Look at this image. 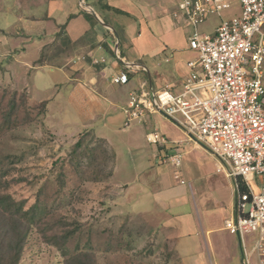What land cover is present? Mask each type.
<instances>
[{
    "label": "rangeland",
    "instance_id": "rangeland-1",
    "mask_svg": "<svg viewBox=\"0 0 264 264\" xmlns=\"http://www.w3.org/2000/svg\"><path fill=\"white\" fill-rule=\"evenodd\" d=\"M109 1L117 7L126 6L125 0ZM57 2L0 0V195H11L35 214L18 264H64L77 249L86 248L95 254L93 264H179L176 237L194 257L206 254L208 264H242L235 254L237 236L223 228L233 183L218 172L213 155L185 135L192 144L180 143L182 165L160 164L154 155L157 147L147 141V132L158 130L171 141L184 139L168 119L156 115L153 121L124 126L122 101L92 114L69 104L70 86L63 74L43 65L49 60L52 44L43 48L40 58L39 44L34 46L36 38H43L42 44L48 36H58L51 33L48 17ZM85 2L94 4L93 0ZM146 2L149 9H145ZM139 4L147 21L119 14L125 30L111 26L117 31L121 52L147 68L130 70L132 78L126 90L139 87L141 81L159 90L189 60L197 58L188 46L194 29L173 17L178 0H139ZM67 6L71 11L85 9L78 0L67 2ZM225 15L230 16V11ZM219 19L209 18L199 25V31H212ZM147 22L160 44L141 51L134 40L140 39L139 34L151 40ZM158 25L162 31L157 30ZM169 31L174 41H167L168 50L158 53L155 50L166 42L161 34ZM106 56L109 64L112 57ZM180 76L184 74L176 78ZM47 102L48 119L56 125V132L45 120ZM87 127L108 141L100 144L92 133V139L84 144L89 148L101 145L97 155L102 154L105 160L100 167L106 170L113 153L116 155L113 175L102 182L83 180L79 171L89 160L82 154L83 148L76 154L72 149ZM193 143L199 149H192ZM1 213L0 256L11 258L16 253V216ZM77 222L80 229L73 232ZM67 234L71 236L65 241ZM252 261L257 264L254 258Z\"/></svg>",
    "mask_w": 264,
    "mask_h": 264
},
{
    "label": "built area",
    "instance_id": "built-area-1",
    "mask_svg": "<svg viewBox=\"0 0 264 264\" xmlns=\"http://www.w3.org/2000/svg\"><path fill=\"white\" fill-rule=\"evenodd\" d=\"M235 2L238 14L222 18L212 34L199 31ZM173 15L193 27L188 46L197 58L187 62L189 73L178 92L141 82L123 107L125 123H144L159 114L217 159L218 172L234 188L225 228L239 237L245 264H253L252 258L264 264V0H178ZM125 67L112 76L113 83L126 84L129 70H141ZM146 139L156 145L160 164L182 165V150L167 136L153 130Z\"/></svg>",
    "mask_w": 264,
    "mask_h": 264
},
{
    "label": "crops",
    "instance_id": "crops-1",
    "mask_svg": "<svg viewBox=\"0 0 264 264\" xmlns=\"http://www.w3.org/2000/svg\"><path fill=\"white\" fill-rule=\"evenodd\" d=\"M51 1H58L57 2L58 7L54 10L49 9V14H48L49 20L52 23L51 29L53 31L51 33L57 34L58 36H48V41L43 42L42 44H41V41H44L43 38L37 39L35 37L36 43L34 46H37V44H39L38 46L39 56L38 57L40 58L43 53V48L47 46V44L48 45L52 44L50 46V51H49V56H50L49 60L45 61L44 62L45 64L43 65H48L49 67H51L52 71L59 70L61 74H63V79L65 80V83H68L70 86V89L68 92L69 104L75 106V110H80V111L88 112L91 114L93 112L97 113L99 111H103L104 106H107V104L115 106L120 101H122L123 103L122 105L124 107L128 101L130 93L133 90L137 89L138 87L134 89L130 88L129 90H126V86L127 84L130 83L131 78H132V74L130 70L128 71L130 80L126 84L113 83L112 76L120 73L121 71H124V66L128 65L127 63L129 62L137 63V64H142V63L134 61V60H129L121 52L120 44L117 40L116 34L111 29L105 27L104 25H101L94 16H93L94 17L93 19H87L85 15L81 13L82 11L80 10L71 11L70 6L69 7L67 6V2L73 3L75 0H51ZM78 3L81 6L82 0H78ZM93 3L94 4H89V5H91L94 8L97 15L105 23L109 25H117V27L122 28L123 31L125 30V26L121 24V21L118 18L119 14L121 15L125 14L130 17L139 18L142 20L144 19L146 20L147 18L146 14L144 13L142 9L143 6L139 4V0H125L124 2V5H126L125 8L114 6L110 3L109 0L107 1L93 0ZM95 5H97L101 9V12L97 10ZM149 5L153 6L152 3ZM84 6L86 8H89L86 5ZM148 7H149L148 2H146L145 9H149ZM116 9L124 11L126 13L118 12ZM83 11L87 12L85 10ZM227 11H230V16L228 17H226L225 15V12ZM225 12L223 13L222 17H219L220 19L218 20V23L214 26L212 31L203 32V33H211V34L214 33L216 27L219 25L222 18H230L238 14L239 13L238 3L235 2L232 8L226 10ZM134 15L138 17H135ZM212 17L214 16H211L209 18H212ZM174 18L182 22L184 25H187L184 22L182 17H178V18L174 17ZM45 22H49V21L45 20ZM147 23H148L147 27L150 29L149 32L152 36L151 40L143 39L141 34H139L140 39L134 40L135 43H137L138 47L141 49V51H145L146 49H149L150 45L155 46V45L160 44L159 39H157L153 35L154 34L153 27L149 24V22ZM161 27H162L161 25H158L157 30L162 31L163 29ZM61 29H63V31H62V34L60 35L59 32L61 31ZM161 35L162 37L164 36L163 37L164 39L166 38V42H164L162 46H160L155 51H157L158 53H162V52L165 53L168 50L167 41L169 43H172L174 39L170 31L165 32L164 34H161ZM117 45H119V50L116 51ZM106 54H110L112 57L109 60V64H106L108 62V60H106V57H107ZM98 58H101V60ZM95 60H98L99 62L95 63ZM96 66H98V70ZM39 67H41V64H39ZM36 69L38 70L39 68H36ZM140 69L141 70L139 71L146 70L145 68H142V67H140ZM188 72H189V68L186 65L184 69L181 72H178L176 75L178 76L179 73H182L184 74V76H180L178 78L174 76L173 80L170 83L166 84L165 87L170 86L175 92L180 91L182 87V83L187 78ZM151 86L154 89V86L152 85V83H151ZM47 112H48V102H47L45 120H46L47 125L50 128H53L55 131L56 125L54 123H51V121L48 119L49 116L47 115ZM122 112H123V108H122ZM156 115L160 116L163 119L165 118L159 114H154V115H151L148 118V120L153 121V118H155ZM125 122H126V118L124 115V126L130 125V124L126 125ZM172 124L176 126L174 123ZM178 129L180 130L181 133H183V131L179 127ZM87 130L92 131V133L96 135L94 128L87 127L83 131H87ZM81 132H79V134ZM96 137H101L107 140V138L102 137V136L96 135ZM183 137L184 139H174V141H171L170 139L169 140L173 146H179L180 149L182 150L180 143L181 144L190 143V141L186 139V136L184 133H183ZM191 144L192 143H190L189 145ZM191 147L192 149H199L197 148V146L194 145V143ZM155 151L157 152V150ZM156 152L154 153V155H156ZM216 165L218 168V162H216ZM225 177L227 178L226 175ZM233 209H234V199L231 195L230 210L228 212V215L224 218V223H225V220L232 215ZM223 228L226 229L225 224L223 225ZM237 238L239 240L238 236ZM212 246H213V241H212ZM175 248H176L177 257L179 258V264H208L206 261L207 260L206 254L204 253L201 254L200 258L194 257L195 253H192V251L186 250L184 246L181 245L180 240L177 241V237H176ZM213 249H214V246H213ZM235 252H236L235 254L238 257L240 256L239 258H241L242 264H245V259H244L245 257L241 249L240 241H239V245H237V249ZM217 264L219 263L217 262Z\"/></svg>",
    "mask_w": 264,
    "mask_h": 264
},
{
    "label": "trees",
    "instance_id": "trees-1",
    "mask_svg": "<svg viewBox=\"0 0 264 264\" xmlns=\"http://www.w3.org/2000/svg\"><path fill=\"white\" fill-rule=\"evenodd\" d=\"M118 12L126 13L124 11L116 9ZM87 19H93V15L88 12H81ZM124 70H127V68L124 66ZM2 129V128H1ZM92 131L87 130L83 135H81L78 140L73 144L72 149L73 152L76 154L77 151L81 148L82 154L86 159L89 160L87 162V167H85L82 171H79V174L81 177H84L83 180H89L94 182H102L107 180L113 175V168L116 155L112 156L111 159V165L108 170H104L106 167H100L101 164H104L103 161L105 159L102 158V154L99 156L97 153L99 152L101 145H97L94 147H90L88 145L84 146L85 142L87 140H90L89 136H91ZM94 139L99 140L100 144L108 143V141L101 137H95ZM104 151V150H103ZM101 159V160H100ZM104 168V169H103ZM106 172V173H105ZM242 192L246 191V187L242 184L241 189ZM2 212V213H1ZM0 213L3 215L10 214L15 215L16 219L13 218V220L16 223V253L9 258L6 254H2L0 256V264H18L20 261V257L24 248L25 241L27 239V234L29 231H31L32 224L35 221V214L32 213V209H25L24 205L21 202L16 201L11 195H0ZM5 219V217H3ZM33 220V221H32ZM7 224V223H6ZM2 223H0V228ZM81 223L77 222V225L74 226L73 232H76L80 229ZM8 227L4 229V231H7ZM71 234H67L64 238L65 241H68L70 239ZM66 250H63L65 252ZM93 259H95V254L92 253V249H77V251L68 258H66L64 264H93Z\"/></svg>",
    "mask_w": 264,
    "mask_h": 264
},
{
    "label": "water",
    "instance_id": "water-1",
    "mask_svg": "<svg viewBox=\"0 0 264 264\" xmlns=\"http://www.w3.org/2000/svg\"><path fill=\"white\" fill-rule=\"evenodd\" d=\"M83 1V5H86V6H88L89 8H86L85 7V11H87L88 13H91L96 19H97V21H99L101 24H103L105 27H107V28H109V29H111L116 35H118L117 34V31L115 30V29H113L112 28V26L111 25H109V24H107V23H105L98 15H97V13L95 12V10H94V8L91 6V5H89V4H87L84 0H82ZM117 50H119V45H117V47H116V51ZM129 66H132V67H142V68H145L146 70H147V68H146V66H144V65H142V64H137V63H127Z\"/></svg>",
    "mask_w": 264,
    "mask_h": 264
}]
</instances>
